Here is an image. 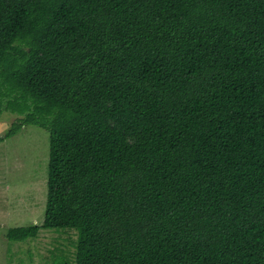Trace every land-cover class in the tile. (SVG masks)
I'll return each mask as SVG.
<instances>
[{
	"label": "trees",
	"instance_id": "obj_1",
	"mask_svg": "<svg viewBox=\"0 0 264 264\" xmlns=\"http://www.w3.org/2000/svg\"><path fill=\"white\" fill-rule=\"evenodd\" d=\"M4 113L75 264H264V0H0Z\"/></svg>",
	"mask_w": 264,
	"mask_h": 264
},
{
	"label": "rangeland",
	"instance_id": "obj_2",
	"mask_svg": "<svg viewBox=\"0 0 264 264\" xmlns=\"http://www.w3.org/2000/svg\"><path fill=\"white\" fill-rule=\"evenodd\" d=\"M0 115V136L15 122ZM50 135L36 126L24 127L0 143V264H75V231L45 227V210L55 171ZM39 225L35 239L9 241L10 228Z\"/></svg>",
	"mask_w": 264,
	"mask_h": 264
}]
</instances>
